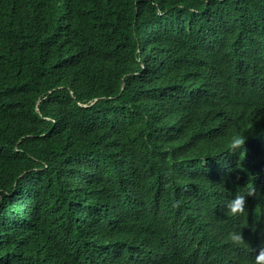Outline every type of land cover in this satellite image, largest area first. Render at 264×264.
Listing matches in <instances>:
<instances>
[{
	"label": "trees",
	"instance_id": "16d2710c",
	"mask_svg": "<svg viewBox=\"0 0 264 264\" xmlns=\"http://www.w3.org/2000/svg\"><path fill=\"white\" fill-rule=\"evenodd\" d=\"M263 128L264 0H0V264H252ZM169 163L195 242L153 207Z\"/></svg>",
	"mask_w": 264,
	"mask_h": 264
},
{
	"label": "clouds",
	"instance_id": "9594fccd",
	"mask_svg": "<svg viewBox=\"0 0 264 264\" xmlns=\"http://www.w3.org/2000/svg\"><path fill=\"white\" fill-rule=\"evenodd\" d=\"M226 131V130H225ZM214 139H218L215 137ZM253 142L259 145L260 151L264 153V128L260 134L253 138ZM245 144L244 137H237L233 140L230 150L235 152ZM215 151V149H214ZM169 158L172 155H167ZM169 172L163 173V166H159L158 175L154 187L155 202L153 207L162 216L174 220L183 232L186 242H195L202 239L209 231H203L206 220H215V214L209 212L204 205L205 193L199 181V176L195 175L196 168L190 165L166 164L164 166ZM253 167L262 169L264 172V161H259ZM162 171V174H161ZM263 183L264 179L260 178ZM253 183L250 185L252 187ZM254 189H246L242 195H232L227 202L228 215L237 217L243 215L246 207V196H253ZM191 204V210L187 205ZM200 210L202 220L196 221L195 212ZM187 221V223H184ZM229 238L233 244L243 242L241 233H229ZM252 264H264V238L260 245L254 250Z\"/></svg>",
	"mask_w": 264,
	"mask_h": 264
}]
</instances>
